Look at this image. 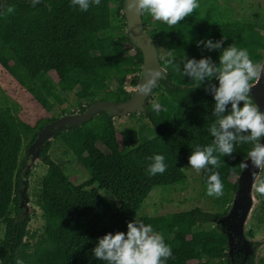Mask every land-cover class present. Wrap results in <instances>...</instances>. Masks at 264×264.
Wrapping results in <instances>:
<instances>
[{"label":"trees","instance_id":"1","mask_svg":"<svg viewBox=\"0 0 264 264\" xmlns=\"http://www.w3.org/2000/svg\"><path fill=\"white\" fill-rule=\"evenodd\" d=\"M111 1L101 0L82 12L70 0H40L35 6L31 0H4L0 8V67L43 107L50 98L58 102L63 92L79 101L81 111L92 100H125L126 77L131 75L133 84L138 82L143 57L128 36L121 38L111 32ZM113 1L121 11L125 0ZM198 3L192 14L171 27L142 14L145 31L159 54L164 52L160 62L167 72L152 89L159 95H151L142 112L147 123L122 129L121 144L113 118L106 112L83 125L53 131V139H58L87 172V180L74 183L62 165L50 158L51 140H45L39 157L46 171L34 195L43 221L40 230L29 229L36 210L25 205V198L30 197L29 182L22 178L26 156L21 159L20 155L55 118L39 119L32 126L0 103V264H15L17 258L24 264H106L92 254L97 237L126 231V222L135 215L151 224L171 246L173 254L166 264H175L177 259H182V264H230L226 235L214 222L225 212L219 215L195 207L163 215L141 213L155 188L171 189L186 182L184 169L195 145L212 143L208 128L215 119L214 99L205 90L208 82L195 87L189 77L167 65L168 54L173 53L176 61L185 54L197 59L211 56L218 62L220 50L208 51L196 41L226 37L224 47L235 43L247 49L253 62L261 65L264 59V25L233 22L220 0ZM8 6L13 7L12 13L6 11ZM126 46L132 52L125 53ZM153 104L159 109L154 110ZM248 145L238 144L231 158L216 154L220 164L215 171L227 195H234L237 189L238 158ZM156 153L165 156L167 169L150 176L147 158ZM31 173L27 168L24 176ZM200 178L206 185L203 169ZM255 196L259 201L256 220L263 226L264 238V195L255 191ZM207 223L214 227L199 228ZM254 263L255 253L248 261Z\"/></svg>","mask_w":264,"mask_h":264},{"label":"clouds","instance_id":"2","mask_svg":"<svg viewBox=\"0 0 264 264\" xmlns=\"http://www.w3.org/2000/svg\"><path fill=\"white\" fill-rule=\"evenodd\" d=\"M31 2L35 6L40 0ZM126 2L129 8H134L140 14L146 13L169 27L177 25L199 7L198 0H126ZM70 3L84 12L93 5H99L101 0H70ZM2 5L3 0H0V6ZM6 11L12 13L14 9L8 6ZM225 38L209 37L196 41L198 47L202 46L208 51L220 50L218 62L211 56H201L197 59L185 54L176 61L173 53H169L166 60L167 65L179 71L183 77H189L195 87L207 81L205 90L210 92L214 99L212 116L215 119L208 128L212 143L195 145L188 156V165L197 172L204 170L207 194L219 197L224 187L219 173L215 171L220 164L219 156L231 158L238 144H250L251 147L246 152L247 160L241 162L240 168L242 170L248 168L250 161L252 168L258 169L252 174V187L256 193L264 195V173H261L264 169V143L261 142L264 137V111L250 96V81L260 78L264 66L253 62L246 48L235 43L224 47ZM160 75L159 69L151 70L149 80L138 90L146 93L148 85ZM152 107L154 110L159 109L157 104H153ZM147 159L148 175L163 174L166 171V158L163 154H152ZM91 251L95 258L105 261L106 264H166L167 259L173 254L163 235L136 215L126 222V231L106 232L97 237ZM15 264L24 262L17 258Z\"/></svg>","mask_w":264,"mask_h":264},{"label":"rangeland","instance_id":"3","mask_svg":"<svg viewBox=\"0 0 264 264\" xmlns=\"http://www.w3.org/2000/svg\"><path fill=\"white\" fill-rule=\"evenodd\" d=\"M223 5L228 8L229 18L233 22H254L258 26L264 25V0H220ZM122 10L118 11V2L111 1V15H112V28L111 32L125 38L128 36L125 27V18L122 17ZM150 33V31L148 30ZM264 32V31H263ZM132 52L130 46L125 47V53ZM161 56L164 52H160ZM161 63V62H160ZM262 63V62H261ZM50 78L55 81L53 76ZM139 80V78H138ZM138 82L133 84V78L131 75H127L125 85L123 89V95L125 99L129 98L132 92L135 90ZM157 97L159 93H151ZM150 95V97H151ZM154 98V97H152ZM95 100L89 101L93 102ZM0 103L5 107H9L15 115H17L24 122L34 125L39 119L44 118H60L66 114H74L81 112L80 103L71 97L69 93L63 92L60 100L57 102L53 99H49L46 107H43L35 97L29 95L23 87H21L13 77L0 67ZM86 104H84L85 106ZM114 121V125L117 131L118 141L121 144L120 132L122 129L137 128L141 123H147L146 118L142 112H134L121 115H111ZM249 144L247 147H250ZM242 151V154L238 158V167L236 169L237 176L241 174L240 168L241 162L247 159L246 152ZM26 147L24 146L20 158L27 156ZM49 156L52 160L62 165L64 171L74 183H81L88 179V174L71 158V155L64 149L58 139H51V148ZM30 168L32 170L31 176L26 178L24 172ZM46 171V166L39 159L30 163L27 158L22 168V178L29 182L28 192L29 208L36 210L35 217L29 223V229L31 231L40 230L42 226L41 210L34 204L35 192L39 186V180ZM187 180L184 184L176 185L171 189L155 188L150 196L145 200L142 207V214L146 215H163L168 213L181 212L189 210L191 208L199 207L204 211L212 212L215 214H228L232 209V202L235 195H227L222 192L219 197L209 196L206 191L207 185H205L200 178V171L192 169L187 166L185 169ZM101 193L104 196H109V193L102 190ZM254 203L252 205L246 226L245 236L251 243L252 247H255L256 242L260 243L255 247V263H261L260 259L264 260V238H263V226L257 223L256 217L259 212V201L255 196V190L253 189ZM24 203V198L21 200ZM223 214V216L225 215ZM221 216V217H223ZM219 217V218H221ZM218 219V218H217ZM216 223V220H214ZM214 223H207L200 225L202 229H212ZM251 232V233H250ZM3 228L0 226V237L2 236ZM175 264H182V259H177Z\"/></svg>","mask_w":264,"mask_h":264},{"label":"water","instance_id":"4","mask_svg":"<svg viewBox=\"0 0 264 264\" xmlns=\"http://www.w3.org/2000/svg\"><path fill=\"white\" fill-rule=\"evenodd\" d=\"M122 13L125 18L126 33L134 46L141 51L143 57L139 80L135 90L129 98L123 101L95 100L88 102L84 106L83 111L66 114L47 123L38 133L35 140L27 147L26 158L30 163L39 159L40 150L45 140H51L53 138L54 130H60L62 128L69 129L73 126L83 125L100 112H106L109 115L124 116L126 114L144 111L152 89L167 72L165 67L160 63V54L155 41L144 29L142 14L138 13L134 8H129L126 0ZM261 65L264 66V59ZM153 69H159L161 75L155 78L153 83L148 85V91L146 93L138 90L149 80L151 70ZM250 86V95L254 103L258 104L261 110L264 111V72ZM261 142L264 143V137H262ZM248 163L249 167L242 170L241 174L237 176L238 185L234 193L235 198L232 202V209L228 214L216 219V224L220 225L221 231L226 235L228 253L232 260L230 264H236L234 260L239 261L238 264H248L251 255L255 253V247H252L245 236V226L254 203L252 174L254 170L258 171V169H253L250 161ZM28 203L29 200L25 198V205L29 206Z\"/></svg>","mask_w":264,"mask_h":264},{"label":"flooded vegetation","instance_id":"5","mask_svg":"<svg viewBox=\"0 0 264 264\" xmlns=\"http://www.w3.org/2000/svg\"><path fill=\"white\" fill-rule=\"evenodd\" d=\"M3 2H4V0H3ZM0 8H1V6H0ZM229 254V253H228ZM229 257H230V263H231V256L229 255ZM235 262H236V264H238L239 263V261H237V260H234Z\"/></svg>","mask_w":264,"mask_h":264}]
</instances>
